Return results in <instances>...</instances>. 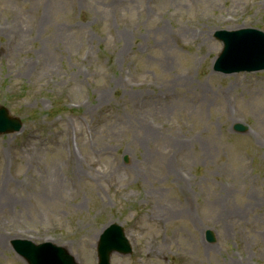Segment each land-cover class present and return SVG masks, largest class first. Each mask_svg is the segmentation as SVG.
<instances>
[{
  "label": "rangeland",
  "instance_id": "1",
  "mask_svg": "<svg viewBox=\"0 0 264 264\" xmlns=\"http://www.w3.org/2000/svg\"><path fill=\"white\" fill-rule=\"evenodd\" d=\"M241 28L264 0H0V264L13 238L95 264L111 223L110 264H264V71H212Z\"/></svg>",
  "mask_w": 264,
  "mask_h": 264
},
{
  "label": "water",
  "instance_id": "2",
  "mask_svg": "<svg viewBox=\"0 0 264 264\" xmlns=\"http://www.w3.org/2000/svg\"><path fill=\"white\" fill-rule=\"evenodd\" d=\"M223 42V51L215 68L223 73H233L247 69H264V36L257 31L237 33H216ZM20 123L8 116L7 111L0 109V133L17 131ZM207 240L212 241L211 234L206 233ZM35 249L32 245H17L15 249L29 264H75L67 253L59 248L45 245ZM100 264H108L109 255L113 251L128 253L123 231L116 225L108 227L98 242Z\"/></svg>",
  "mask_w": 264,
  "mask_h": 264
},
{
  "label": "bare ground",
  "instance_id": "3",
  "mask_svg": "<svg viewBox=\"0 0 264 264\" xmlns=\"http://www.w3.org/2000/svg\"><path fill=\"white\" fill-rule=\"evenodd\" d=\"M148 133H150V132H148ZM151 133H152V132H151ZM147 137H148V135H147ZM2 241H4V238L0 237V243H1Z\"/></svg>",
  "mask_w": 264,
  "mask_h": 264
}]
</instances>
